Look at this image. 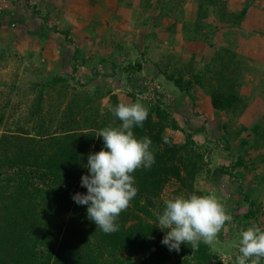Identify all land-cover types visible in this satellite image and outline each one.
Instances as JSON below:
<instances>
[{"label": "rangeland", "instance_id": "obj_1", "mask_svg": "<svg viewBox=\"0 0 264 264\" xmlns=\"http://www.w3.org/2000/svg\"><path fill=\"white\" fill-rule=\"evenodd\" d=\"M34 1L0 0V23L3 24L0 28V116L5 117L3 123H0V135L14 132L15 128L31 127L34 116L31 111L37 110L36 105L41 100L39 97L41 87L45 89L41 103L44 105L43 109L49 120L48 129L51 131H59L58 127L70 119L72 112H75L78 120H82L83 117H104L113 105L111 96L114 94L124 102L132 101L135 97L140 103H155L162 98L165 106L183 129L175 134V140L181 144L186 141L187 134H193L192 138L198 145L195 148L204 155L205 171L197 175L192 189L178 179L172 178L158 196V208L154 212L157 216L162 214L166 206L165 201L176 197L188 198L193 194L216 196L233 219L226 222L214 244L210 246L216 255L214 262L236 264V258L240 255V233L253 225L264 230V183L262 187L254 189V192L247 188L254 174L264 177V147L249 151V155L244 157L247 165L243 166L246 168L239 166L237 152L232 151L242 138L249 135L243 127L260 122L264 116V54L257 56L246 66L241 65L245 69V75L242 77L238 76L241 59L235 50L236 40L233 46L229 47L230 52L224 51V48L219 49L220 52H229V57L214 51L213 61L210 62L208 57L204 64L194 61L190 66L189 60L180 59L183 52L176 54L174 47L181 48L184 53L190 55V50L193 49L189 47L183 49L179 27L173 28L172 22H169L171 19H167L170 29L173 28L172 34L159 41H166L167 38L172 43H162L161 49L157 50L155 45H143L142 48H149L143 52L135 45L138 54L141 53L140 57H137L136 52V58L131 57L132 54H118L119 50H124V46H121L109 58H100L98 45L89 44V52L84 53L81 49L83 44L75 48L73 44L61 42L60 37L53 35V29L34 26L29 17V11H35L34 6H37ZM169 2L172 4L173 0ZM228 3L229 5L232 3L233 6L245 3L251 7H256L259 3V6L263 4L264 7V0H228ZM205 5L207 13L210 7L207 3ZM230 10L228 8V13L235 15ZM186 16L188 24L184 27L183 36L186 34L187 38L195 39L196 35H200V31L193 23L195 14L187 12ZM252 24L263 26L264 18L257 17ZM252 24L248 23V28ZM33 29L38 31L37 37L33 35L29 37ZM62 29L60 28L59 34L64 36ZM234 31L239 35L243 33L239 26ZM252 33L253 30L246 32L244 29L248 39L252 37ZM258 35L264 38V30ZM149 40L152 41L154 38L151 37ZM105 48L106 46L102 47V50ZM144 54H149L160 62L158 69L152 64L148 65L145 57L150 56L144 57ZM221 57L226 59L225 64ZM138 59H142L145 69L137 71L129 69V63H135ZM227 61L230 63L229 66H226ZM53 63L55 65L60 63V66ZM177 64L182 65V72L175 69ZM161 71L177 77L183 76L186 81L191 80L194 84L191 92L180 90L166 74L160 73ZM197 77L204 85L197 82ZM226 77L229 78L227 84L231 89L225 90H233L230 94H235L237 100L234 101L232 108L218 110L212 104L210 91L212 87L219 88L220 81ZM238 81L240 85L237 84ZM187 99L191 100L190 104L186 103L189 109L182 108L183 101ZM96 111L99 113L97 117ZM94 147L93 143L89 149L93 151ZM220 168H224V171H219ZM242 174H246L248 179H243ZM190 182L191 180H188V183ZM71 185L77 192L85 191L81 181H74ZM251 208L257 211L253 217L249 213ZM69 217L70 213L63 216L65 223ZM192 264L197 262L192 260ZM261 264H264V260Z\"/></svg>", "mask_w": 264, "mask_h": 264}, {"label": "trees", "instance_id": "obj_2", "mask_svg": "<svg viewBox=\"0 0 264 264\" xmlns=\"http://www.w3.org/2000/svg\"><path fill=\"white\" fill-rule=\"evenodd\" d=\"M213 1L220 4L219 0ZM222 9L224 16V7ZM229 16L232 22L235 15ZM2 25L0 23V28ZM261 32L257 29L256 34ZM141 60L130 62L129 69H145ZM145 60L155 68L160 64L152 57H145ZM222 62L225 64L226 59ZM229 65L227 61L226 66ZM160 73L166 74L187 93L194 86L183 76L165 71ZM227 81L228 77L220 81L219 88L212 87L210 91L212 104L218 110L232 108L237 100L235 94H230L233 90H225L231 89ZM197 82L201 83L198 77ZM44 90L41 87V100ZM111 99L113 105L110 109L119 103L138 101L134 97L132 101L124 102L117 94ZM41 100L36 105L37 110L31 111L34 113L31 127L19 125L14 132L0 135V264H192V260L197 264H216L215 253L203 242L194 250L191 245L182 244L178 252L169 250L162 243L167 230L157 226L154 210L158 208V196L172 178L192 189L197 175L205 171L204 155L195 148L198 145L193 134H187L186 141L181 144L175 140V134L183 129L162 98L155 103H142L148 108L149 115L144 126L135 127L133 131L138 139L149 137L152 140L155 163L150 169H138L133 173L138 194L131 206L120 214L117 220L120 230L112 234L99 230L95 222L88 219L87 206L74 201L73 196L87 194V188L84 187V192H77L70 184L90 174L87 168L89 155L104 149L103 138L95 136V129L119 126L122 122L110 109L104 117H97L99 113L96 111L97 118L83 117L82 120L72 112L70 119L58 127V133L48 129L49 120ZM4 118V115L0 116L1 124ZM243 128L249 135L242 138L232 151L237 152L239 166L246 168L243 166L247 165L244 157L249 151L264 147V116L260 122ZM93 143L95 149L91 151L89 146ZM218 170L223 172L224 168ZM242 176L248 179L246 174ZM253 176L247 186L250 192L264 183V177ZM67 213L70 217L65 223L63 216ZM249 213L253 217L257 211L251 208Z\"/></svg>", "mask_w": 264, "mask_h": 264}, {"label": "crops", "instance_id": "obj_3", "mask_svg": "<svg viewBox=\"0 0 264 264\" xmlns=\"http://www.w3.org/2000/svg\"><path fill=\"white\" fill-rule=\"evenodd\" d=\"M169 1L35 0L37 6H34L35 11H29V17L34 26L53 29V35L60 37L61 42L73 44L75 48H79L76 46L83 44L81 49L84 53L89 52V44L98 45L97 51L100 58H109L121 46H124V50H119L118 54H132L131 57L133 58H136V52L137 57H140L141 53L138 54V48L143 52L145 50L142 48L143 45L152 44L156 45V50L161 49L160 44L172 43L167 38V42L159 40L171 35L174 27H179L181 44L184 45L183 49H186V47L193 49L190 50V55L184 53L181 48L174 47L176 54L183 52L180 59L189 60L190 66L194 61H200L201 64H204L208 57H210V62L213 61L215 58L212 57L214 51L217 52L224 48V51L227 49L230 52L229 47L233 46L236 40L235 50L241 59L239 61L238 76L242 77L245 75V69L241 65L246 66L255 60L257 56L264 54V38L256 34L257 29L264 30V24L260 27L252 24L257 17L264 18L263 4L259 6L258 3L256 7H251L245 3H239L235 6L230 3L229 5L228 0H219L223 4H216L213 0H173L172 4ZM206 3L210 7L207 13L204 9ZM223 7L224 16L221 14ZM228 8L235 13L232 22L229 21L231 16L228 15ZM187 12L195 14L193 23L200 31V35H196L195 39L187 38L186 34L183 36L184 27L188 24ZM167 13L173 15L169 16ZM167 19H171L169 22H172L173 28L170 29L171 26L168 25ZM21 23L25 24L26 22L21 21ZM248 23L252 24L250 28H248ZM237 26L243 32L242 35L234 31ZM60 28H63L61 31L64 36L59 34ZM244 29L246 32L253 30L250 39L244 34ZM31 31L29 37H31L30 35L35 37L38 34L35 29ZM47 34L51 33L47 32ZM44 37L46 38V35ZM151 37L154 40H149ZM128 45L133 48L127 47ZM135 45L139 47L136 48ZM246 45L250 46L246 47ZM105 46L106 48L102 50V47ZM229 52L222 51L224 56L228 57ZM143 56L150 55L144 54ZM152 60L159 62L153 58ZM53 65L55 64L53 63ZM55 66H60V63ZM187 68L189 67L187 66ZM175 69L177 71L181 70L180 72L183 71L182 65L177 64ZM237 84L240 85V81ZM187 101H183L182 108L189 109L186 103L190 104L191 100L187 99Z\"/></svg>", "mask_w": 264, "mask_h": 264}, {"label": "clouds", "instance_id": "obj_4", "mask_svg": "<svg viewBox=\"0 0 264 264\" xmlns=\"http://www.w3.org/2000/svg\"><path fill=\"white\" fill-rule=\"evenodd\" d=\"M110 110L122 124L110 125L97 132L95 136L103 138L104 149L88 157L90 174L81 180L87 194L73 196L78 205L87 206L88 219L105 234L120 230L117 220L138 194L133 173L138 169H150L155 163L152 140L149 137L138 139L133 131L135 127L144 126L148 108L137 101L119 103ZM165 205L162 214L157 216V226L167 230L162 243L177 252L185 243L193 250L201 242L213 245L226 222L233 219L214 195L180 196L165 201ZM239 253L236 264H261L264 260V230L253 225L242 231Z\"/></svg>", "mask_w": 264, "mask_h": 264}]
</instances>
